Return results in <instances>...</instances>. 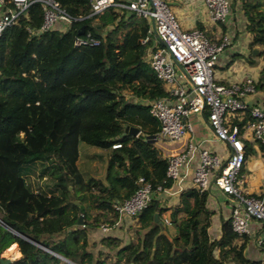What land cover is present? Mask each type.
Listing matches in <instances>:
<instances>
[{
	"label": "trees",
	"instance_id": "trees-1",
	"mask_svg": "<svg viewBox=\"0 0 264 264\" xmlns=\"http://www.w3.org/2000/svg\"><path fill=\"white\" fill-rule=\"evenodd\" d=\"M55 1L79 19L64 30L32 33L41 22L34 2L19 15L17 26L0 32V221L6 226L0 224V253L16 245L20 254L7 264L60 262L14 232L77 264H104L108 254L98 252L92 261L85 251L86 232L113 225L117 213L111 203L129 196L139 177L153 195L136 214L135 240L113 252L114 264L255 262L244 255L249 238L237 237L227 218L220 221L219 236L210 238L206 191L185 188L172 206H159L155 188L169 187L171 181L165 177L166 158L152 143L158 122L147 102L166 92L146 59L151 42H139L147 21L112 7L86 16L87 0ZM238 3L251 35L248 49L258 50L264 61V9L258 8L264 1ZM81 26L99 39L97 45L72 44ZM246 61L252 63V57ZM125 125L136 127L137 134L124 132ZM79 142L107 150L102 178L82 177L76 166ZM251 154L246 143L245 159ZM35 161L46 163L41 173L53 179L48 191H34L25 182ZM167 210L175 229L170 238L160 231V216ZM53 235L60 237L50 239ZM101 242L119 245L111 237Z\"/></svg>",
	"mask_w": 264,
	"mask_h": 264
},
{
	"label": "built area",
	"instance_id": "built-area-1",
	"mask_svg": "<svg viewBox=\"0 0 264 264\" xmlns=\"http://www.w3.org/2000/svg\"><path fill=\"white\" fill-rule=\"evenodd\" d=\"M37 2L41 22L32 33L51 28L66 29L79 18L72 17L55 0H0V32L17 26L19 15H24L31 3ZM208 19L222 22L229 14L228 0H201ZM107 7L124 10L144 18L148 23L146 35L140 43L151 42L146 54L155 77L162 83L166 95L150 100L148 112L158 122L154 143L176 142L191 133L190 114L204 116L213 138L225 146V154L209 151L197 143L185 140L180 150L166 158L165 177L182 188L189 176L191 187L199 192H210L214 187L227 203L225 217L237 237L251 239L261 258L252 264H264V107L246 103L242 96L253 92L251 77L229 84L214 79L213 67L218 55L229 43L227 34L210 41L197 28L182 29L163 0H87L86 16L97 14ZM99 39L89 30L76 34L74 46L97 45ZM254 143L252 173L261 180L254 190L246 186L244 157L246 143ZM263 146V149L259 148ZM112 144L111 147H117ZM155 188L156 194L170 187ZM153 191L148 182L137 179L136 189L121 200H114L111 208L117 213L113 225L122 219H132L148 203ZM110 227L101 224L100 231ZM50 254L56 253L47 250Z\"/></svg>",
	"mask_w": 264,
	"mask_h": 264
},
{
	"label": "crops",
	"instance_id": "crops-1",
	"mask_svg": "<svg viewBox=\"0 0 264 264\" xmlns=\"http://www.w3.org/2000/svg\"><path fill=\"white\" fill-rule=\"evenodd\" d=\"M165 1L167 0H163V2ZM170 1H173L172 9L174 15L178 17L181 23L180 25L181 28L187 30L192 28H197L201 30L203 34L210 41H217L220 38V36L223 34L228 35L229 43L218 55L215 62V67H217V69L216 68L214 69L215 72H213V76L217 82L223 84H229V83L241 81L244 77H251L253 82L257 81V79H255L254 77L255 72L251 71L252 64L254 63V61L252 63H248L247 61L244 60L235 61L234 59L237 55L239 56L240 54H246L247 51H249L248 43L251 38V35L244 29L245 18L242 14V10L240 9L238 0L236 1L228 0L230 6L229 14L222 22H216V23H212L208 19V16L201 3V0H170ZM258 76L259 77L257 78H260L258 79L259 85L256 84L253 92L243 95L242 98L248 104H256L261 107H264V91H263L264 84H262L261 82L264 77L261 78L259 73ZM261 84L262 86H260ZM188 121L191 123L192 126L191 133L184 135L181 140L176 142L157 143V146L159 147L161 154L164 157L177 150H180L185 140H190L192 142H195L199 147L205 148L209 151L217 152L221 155L225 154V150H226L225 146H223L221 143H219L213 138L211 129L208 126L204 116L193 113L188 116ZM106 152L107 150L105 149L102 156L105 155ZM251 156L253 157L254 153H252ZM86 157L89 158L90 157L89 154H86ZM250 161L253 160L251 158H247L246 165H248ZM89 164L93 165V162L92 161L84 162L85 167L86 166L89 167L90 166ZM76 166L79 172L81 173L82 177L85 178V175L83 174L85 170H83V168L79 166V152L76 160ZM252 166H254V162ZM252 170L253 168L248 172L247 182L245 185L251 188V190H254V187L257 183L253 182L252 179H250L249 177V174L253 175ZM86 172L88 173V171ZM90 174L93 175V173ZM102 177L103 174L99 178ZM183 181L184 183L182 184V188H180L179 190L177 189L176 185H171V187L167 191L159 192L157 194L159 206L161 207L172 206L177 201L179 192L185 188L191 187L189 176L185 177ZM205 208L212 212L210 216V226L208 229L209 236L210 238H217L220 232V221L224 219V215L226 217L228 208H227V203L222 197V195L218 193L217 190L212 186L210 187L209 194L206 196ZM160 220L162 224L164 223L167 226L165 229L166 237L170 238L174 234V226H172V223L169 222L168 210L165 211L160 216ZM153 222H156V220H153ZM157 223L160 224L159 221ZM137 225L138 224L135 216L132 219H122L121 221L119 220L117 224L112 225L105 232L100 231L98 227L89 229L86 232L87 244L85 246V251L91 254L92 261L97 259L98 252L106 253L109 256L105 258L104 264H114L113 252L118 247L122 246L128 241L135 240ZM165 232L161 230V233L165 234ZM103 237L115 238L119 240V245L113 247V244L111 246H108L109 242L108 245L107 242L106 244L105 243L103 244L101 242V239ZM244 255L249 260H258L261 258V253H259L255 249L250 238L245 246ZM8 256L9 254H7V256L3 255L1 257H7L10 260H12L17 258V256L19 257L20 255L18 252V255L15 257L10 255L11 256L10 258ZM71 263L77 264L73 261H71ZM58 264H70V263L61 260ZM117 264H125V263L121 261L118 262Z\"/></svg>",
	"mask_w": 264,
	"mask_h": 264
},
{
	"label": "rangeland",
	"instance_id": "rangeland-1",
	"mask_svg": "<svg viewBox=\"0 0 264 264\" xmlns=\"http://www.w3.org/2000/svg\"><path fill=\"white\" fill-rule=\"evenodd\" d=\"M234 1H236V0H234ZM262 1H264V0H262ZM165 4L169 7V9L171 10L172 14L174 15V12H173V9H172L173 1L167 0V1H165ZM258 8L264 9V3L262 5H260ZM174 17H175L176 21L178 22V24L180 26L181 23H180L178 17L176 15H174ZM249 53H250V55L248 56ZM257 53H258V50L254 54H252L251 53V50H250V51H247L246 54H240L239 56L237 55L234 58L235 61H242V60L246 61L247 60V57H252L253 58L254 63L252 64L251 71H254L255 72L254 77H255V79H257V81L253 82L254 86L256 84L259 85L258 79H260V78H257V77H259L258 76V73L260 75V70L264 66L263 59L261 58V56L257 55ZM215 68L217 69V67H215V65H214L213 72H215L214 71ZM261 82H262V84H264V78L262 79ZM262 84L260 86H262ZM152 143H153L154 146L155 145L157 146V144L154 143L153 140H152ZM248 144L250 146L251 152L252 153H255L254 143L251 142V143H248ZM78 152H79V166L81 168H83V170H85L83 172V174L85 175V177H87V176H93L94 178H97V177L99 178L103 174V170H104V157H105V155L102 156V154L104 153V149L99 148V147H96V146H92V145H89V144H86L84 142H79L78 143ZM85 153L86 154H89L90 157L87 158ZM86 161H92L93 162V165H90L89 164L90 165L89 167L88 166L85 167L84 166V162H86ZM252 164H253V161H250V163L248 165H246V171H245L246 173H248L253 168ZM45 165H46V163H43V162H40V161L32 162L28 166L27 173L24 175L25 182L34 191H40V190L48 191L50 188H52L51 183H52L53 179H51L50 175H48L47 173H45V174L41 173L42 172V167H44ZM250 167H252V168H250ZM86 171H88V173ZM90 173H93V175L90 174ZM249 177L255 183L261 181V180H259L257 178V176L255 175V173H253V175L249 174ZM75 194L76 193L72 194L71 195V198ZM92 211L94 212L95 210L92 209ZM224 219H225V215H224ZM166 227L167 226L163 223L162 226H161V230L165 232ZM174 231H175V229H174ZM164 235L166 236V232H165ZM58 237H60V235H53V236L50 237V239H57ZM17 250H18V248H17ZM4 251L5 250H2V252L0 253V256H3V255H6L7 256V254H4ZM10 255L8 257L11 258ZM59 260L61 261V259H59Z\"/></svg>",
	"mask_w": 264,
	"mask_h": 264
},
{
	"label": "water",
	"instance_id": "water-1",
	"mask_svg": "<svg viewBox=\"0 0 264 264\" xmlns=\"http://www.w3.org/2000/svg\"><path fill=\"white\" fill-rule=\"evenodd\" d=\"M83 30H84V29H83V26H81V27L79 28V30L77 31V34H78V35H79V34H82V33H83ZM256 51H257V50H256L255 48H253V49L251 50V53L254 54ZM123 131H124V132H128V133L131 134V135H136L137 132H138V129H137L136 127H134V126L125 125L124 128H123ZM75 203H77V202L75 201ZM153 220H156V213H153ZM80 223H81V215H78V216H77V219H76V224L79 225ZM0 224H1L2 226L6 227L5 225H3V224L1 223V221H0ZM14 234L17 235V236L22 237L23 239H25V240H27V241H29V242L34 243V244L37 245L38 247H41V248H43V249H45V250H48V249L42 247L39 243L33 242L31 239H29V238L26 237V236H21L20 234H18V233H16V232H14ZM55 256L58 257V258L61 259V260H64V261H66V262H68V263H70V264H73V263H71V261H69L68 259H66V258H64V257H62V256H60V255H58V254H56ZM9 262H10V259H9V258H7V257H1V256H0V264H7V263H9Z\"/></svg>",
	"mask_w": 264,
	"mask_h": 264
},
{
	"label": "bare ground",
	"instance_id": "bare-ground-1",
	"mask_svg": "<svg viewBox=\"0 0 264 264\" xmlns=\"http://www.w3.org/2000/svg\"><path fill=\"white\" fill-rule=\"evenodd\" d=\"M18 250L16 248V245H10L5 251L4 254H11L12 256H17L18 255ZM3 254V253H2ZM20 255V254H19ZM18 257V256H17Z\"/></svg>",
	"mask_w": 264,
	"mask_h": 264
}]
</instances>
